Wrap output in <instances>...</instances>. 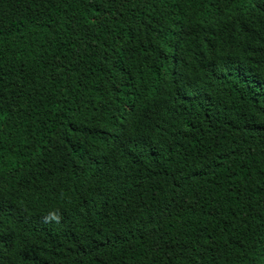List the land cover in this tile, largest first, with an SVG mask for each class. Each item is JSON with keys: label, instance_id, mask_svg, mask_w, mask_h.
Segmentation results:
<instances>
[{"label": "trees", "instance_id": "16d2710c", "mask_svg": "<svg viewBox=\"0 0 264 264\" xmlns=\"http://www.w3.org/2000/svg\"><path fill=\"white\" fill-rule=\"evenodd\" d=\"M0 264H264V0H0Z\"/></svg>", "mask_w": 264, "mask_h": 264}, {"label": "clouds", "instance_id": "9594fccd", "mask_svg": "<svg viewBox=\"0 0 264 264\" xmlns=\"http://www.w3.org/2000/svg\"><path fill=\"white\" fill-rule=\"evenodd\" d=\"M62 219V214L59 210H51L43 216V223L45 224H59Z\"/></svg>", "mask_w": 264, "mask_h": 264}]
</instances>
